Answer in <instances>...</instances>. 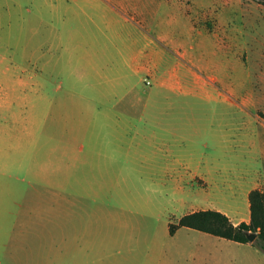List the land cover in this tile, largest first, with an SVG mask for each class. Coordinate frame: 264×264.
<instances>
[{
  "label": "rangeland",
  "instance_id": "374dc122",
  "mask_svg": "<svg viewBox=\"0 0 264 264\" xmlns=\"http://www.w3.org/2000/svg\"><path fill=\"white\" fill-rule=\"evenodd\" d=\"M179 1L162 63L134 77L114 47L108 68L84 64L81 45L103 36L71 1L0 0V264H92L82 252L127 198L179 216L244 208L264 184V3Z\"/></svg>",
  "mask_w": 264,
  "mask_h": 264
},
{
  "label": "crops",
  "instance_id": "0c3cea01",
  "mask_svg": "<svg viewBox=\"0 0 264 264\" xmlns=\"http://www.w3.org/2000/svg\"><path fill=\"white\" fill-rule=\"evenodd\" d=\"M67 1L73 4L67 7V15L70 10L77 8L74 15L77 22L82 23V29L91 36H103L100 40L91 38V43L84 42L81 45L80 48L86 52L82 58L84 64L94 65L98 70L108 68L107 51L114 47L120 51L122 61L134 77L149 72V66L158 67L162 63L164 44L168 41L164 27L177 24L181 16L179 0ZM92 53L94 58L91 57ZM178 77L176 73L169 74L170 84L179 82ZM81 78L88 81L89 77L86 74ZM129 78L125 74L117 76L113 80L115 84L109 80L113 86L106 96L118 99L116 104L125 99L130 91L120 97L117 89L128 84ZM122 112L131 113V110L123 108ZM81 150H84V146ZM217 171L215 173L221 174ZM211 178L208 175L196 177V180L200 188L210 190ZM256 189L264 191V184H255L246 192L248 201L244 208L224 207L221 203L208 201L201 207L191 206L179 216L170 210L171 204L167 205L166 202L153 203L147 200L144 204H134L127 198V202L108 211L109 220L105 225L98 223V237L93 238L97 252L92 255L82 252V260L86 255L92 259V264H103L102 261H106V264H264V251L252 243H237L187 227H179L174 234L170 233L171 225H178L183 217L196 212L221 213L234 226L249 224V195ZM160 192L162 201L163 197L169 196L167 190ZM178 204L184 207L185 202Z\"/></svg>",
  "mask_w": 264,
  "mask_h": 264
},
{
  "label": "trees",
  "instance_id": "16d2710c",
  "mask_svg": "<svg viewBox=\"0 0 264 264\" xmlns=\"http://www.w3.org/2000/svg\"><path fill=\"white\" fill-rule=\"evenodd\" d=\"M264 3V0H259ZM251 221L234 226L230 219L218 212H196L183 217L178 225H171L170 233L174 234L177 228L187 227L209 233L237 243H252L264 251V191L253 190L249 195ZM256 234L257 238L250 242L248 236Z\"/></svg>",
  "mask_w": 264,
  "mask_h": 264
},
{
  "label": "water",
  "instance_id": "95a60500",
  "mask_svg": "<svg viewBox=\"0 0 264 264\" xmlns=\"http://www.w3.org/2000/svg\"><path fill=\"white\" fill-rule=\"evenodd\" d=\"M248 238H249L250 242H253L257 238V235L256 234H250L248 236Z\"/></svg>",
  "mask_w": 264,
  "mask_h": 264
}]
</instances>
